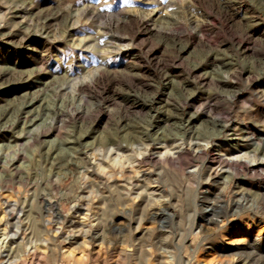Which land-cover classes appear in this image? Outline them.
<instances>
[{
    "label": "rangeland",
    "instance_id": "1",
    "mask_svg": "<svg viewBox=\"0 0 264 264\" xmlns=\"http://www.w3.org/2000/svg\"><path fill=\"white\" fill-rule=\"evenodd\" d=\"M1 74L0 264H264V161L229 177L193 148L264 158V0H0ZM147 134L139 180L84 155Z\"/></svg>",
    "mask_w": 264,
    "mask_h": 264
},
{
    "label": "bare ground",
    "instance_id": "2",
    "mask_svg": "<svg viewBox=\"0 0 264 264\" xmlns=\"http://www.w3.org/2000/svg\"><path fill=\"white\" fill-rule=\"evenodd\" d=\"M24 14H26V12L24 11ZM14 36L13 33H10L8 35V37ZM16 36V35H15ZM7 37V36H6ZM14 38V37H13ZM217 62V61H216ZM214 64V63H213ZM104 74V73H103ZM103 74H100V79L102 78ZM231 75H236V76H241V72L238 71H233L231 73ZM99 79V80H100ZM3 81H9V78H7V75H0V82ZM100 82V81H99ZM227 82L225 80H219L218 83L220 85V87L223 86L224 83ZM2 87V84H0V88ZM212 96V95H211ZM236 96V95H235ZM193 98V97H192ZM211 98V97H210ZM188 99V98H187ZM186 99V100H187ZM201 99V98H200ZM189 100V99H188ZM215 101V100H214ZM211 102V101H210ZM79 115V114H78ZM75 116V114H73V117ZM77 116V115H76ZM82 116V115H80ZM79 117V116H78ZM65 114L63 111L61 112H57L56 113V119L61 123H65ZM75 118V117H74ZM82 118V117H81ZM197 117H195V115H190L186 118V127L190 129V126L193 124L194 119H196ZM162 120V119H161ZM165 120V119H164ZM165 122V121H163ZM212 125H214V127L219 128V132L225 130L227 128V124L224 121H217L216 120H212L211 121ZM55 124V123H54ZM55 126V125H54ZM54 126H50L48 127L46 130H43V132H38L37 135L35 136V140L36 142L39 140V138L41 136L47 135L49 134L55 127ZM60 126V125H59ZM158 127V126H157ZM151 128H155L154 126H151ZM190 134V133H189ZM197 134V133H196ZM199 136L197 138V143H195L194 148V154H196L197 158H202L203 156H205L206 160H210L212 162H216L218 163V168L220 170H225V172L229 173V177H231L234 173H236L238 170H243L246 172H252V173H256L258 171H260L262 168L259 165V161H264V158H260L258 153L256 151H252V155L249 153H245L244 155H239V156H231L230 154H226L225 156L219 155L216 156L215 154H212V151H209L208 146L210 145V139L215 136V134L213 133H198ZM157 135V134H156ZM160 138V137H159ZM184 138V137H183ZM214 138V137H213ZM166 139V138H165ZM178 139V137H177ZM190 141H193L192 138H187ZM161 140V139H160ZM159 140V141H160ZM184 140V139H183ZM181 140L180 144H177L176 141H172V146L173 148H171L169 145H167V143H158L160 145L165 146V153L160 156L159 160H161L162 164L165 166L167 164H171L173 163L175 160H179L185 153L184 150H181V147H183L186 143V141ZM34 141V140H33ZM155 141V139L152 137L151 134H147L145 141L142 142L141 139H139V137H129V138H124L122 136V138H107L106 140H100L98 143H96L95 145L89 144V146L87 147L88 149L84 152V155H91L92 158L97 162V165L94 167L96 175L99 174L100 176H102L101 174H105V172L107 171L109 174V178L113 179V178H126L129 181L133 180V179H138L140 177V174L142 173L141 170L145 167V166H151L153 164V162L155 161V156L153 153L150 152L149 147L150 145ZM69 142V144H73V146H79L81 144V137L74 139V141H67ZM203 142L205 145L202 146L200 143ZM155 143V142H154ZM174 145L176 147H174ZM191 146V145H190ZM225 146V145H224ZM62 149V148H61ZM177 149L179 150V152H177L176 154L171 153L172 150ZM59 150V149H58ZM164 150V149H163ZM219 151V150H218ZM59 153V151H58ZM55 152L51 155L52 159L53 158H59V154ZM193 154V155H194ZM218 154V152H217ZM233 154V153H232ZM84 157V156H83ZM90 157V156H89ZM82 158V157H81ZM87 158V157H85ZM50 160V159H49ZM81 160V159H80ZM202 160V159H201ZM79 161V159H78ZM94 161V162H95ZM197 161V160H196ZM46 162V161H45ZM80 162V161H79ZM81 162L84 163V165L86 166V168H88L89 163L87 162L86 159L82 160ZM156 162V161H155ZM201 162V161H200ZM209 163V162H208ZM82 164V163H81ZM91 166V165H90ZM153 166V165H152ZM169 166V165H168ZM172 166V165H171ZM212 166V164H211ZM210 166V167H211ZM203 167V166H202ZM93 168V167H91ZM90 168V169H91ZM161 169V168H160ZM117 170V171H116ZM161 171V170H160ZM215 171V170H214ZM86 172V171H85ZM162 172V171H161ZM90 173V172H89ZM160 173V172H159ZM92 174V173H91ZM95 174V173H94ZM161 174V173H160ZM98 175V176H99ZM213 175V174H212ZM212 175H209L208 179H211ZM91 176V175H90ZM94 176V175H93ZM144 176V175H143ZM160 176V175H159ZM162 176V175H161ZM164 176V175H163ZM219 176V175H218ZM217 176V177H218ZM194 177V176H193ZM199 178V185L202 184L203 182V169L199 172L198 175ZM83 180V179H82ZM190 180V177H189ZM197 182V181H196ZM193 183V182H192ZM141 186V185H140ZM146 186V184H144L142 187L144 188ZM113 187V186H112ZM141 187V188H142ZM196 189H200V188H196ZM10 194V193H9ZM200 194V193H199ZM198 199V198H197ZM196 199V200H197ZM200 200H198L199 203ZM45 202V199L44 201ZM118 202V200H117ZM244 202V200H243ZM242 202V203H243ZM104 203V202H103ZM164 203V202H163ZM168 203V202H167ZM197 203V202H196ZM241 203V202H239ZM144 204V202H143ZM149 204V203H148ZM162 204V203H161ZM165 204V203H164ZM170 204V203H168ZM204 204V203H203ZM202 204V205H203ZM246 204V203H245ZM197 205V204H196ZM158 206V205H157ZM205 206V205H204ZM246 206V205H245ZM154 207V206H152ZM167 208L165 205H161L160 208ZM214 207V206H213ZM208 209V207L206 208ZM28 210V209H27ZM29 211V210H28ZM142 212V211H141ZM29 214V212H28ZM162 215V214H161ZM154 219V218H153ZM131 221V220H130ZM139 222V221H138ZM36 223V222H35ZM70 223V222H69ZM81 223L83 222H78V225H81ZM67 225V224H66ZM71 225H75V223L73 221H71ZM139 225V224H138ZM84 227H82L83 230ZM140 228V226L138 227ZM79 229V228H78ZM240 228H237V231ZM28 230V229H27ZM144 230V229H142ZM153 231V230H152ZM84 233V232H83ZM94 233V232H93ZM97 233V232H96ZM93 236H95V234ZM155 233V232H154ZM81 235V234H80ZM141 236V234H140ZM91 237V236H90ZM94 238V237H93ZM96 238V237H95ZM99 238V237H98ZM21 239V238H20ZM98 240V239H97ZM107 241V240H106ZM33 249V248H32ZM20 250V249H19ZM32 253V252H31ZM20 254V253H19ZM18 254V255H19ZM33 254V253H32ZM65 254L68 257H72L73 253L70 250L65 251ZM28 255V254H27ZM26 255V256H27ZM17 256V255H16ZM30 256V255H29ZM16 258V257H15ZM27 259V258H26ZM38 259V257H37ZM36 259V261H38ZM56 260V259H55ZM25 261V260H23ZM29 261V260H28ZM12 264H15V262L12 261Z\"/></svg>",
    "mask_w": 264,
    "mask_h": 264
}]
</instances>
